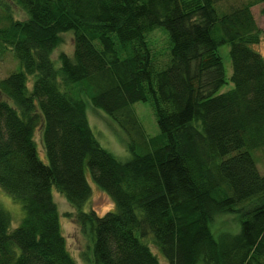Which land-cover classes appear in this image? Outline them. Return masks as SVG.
Returning <instances> with one entry per match:
<instances>
[{
  "label": "trees",
  "instance_id": "1",
  "mask_svg": "<svg viewBox=\"0 0 264 264\" xmlns=\"http://www.w3.org/2000/svg\"><path fill=\"white\" fill-rule=\"evenodd\" d=\"M258 4L264 14V0H0V62L12 53L20 64L0 78V186L24 210L12 227L0 205V264H78L54 190L90 242L86 264H161L150 243L168 264H264ZM159 27L164 52L148 41ZM68 31L74 51L56 65ZM138 101L151 104L157 135ZM88 103L126 132L127 159L101 145ZM88 172L114 203L104 214L85 208ZM219 215H234L237 229L215 230Z\"/></svg>",
  "mask_w": 264,
  "mask_h": 264
},
{
  "label": "rangeland",
  "instance_id": "2",
  "mask_svg": "<svg viewBox=\"0 0 264 264\" xmlns=\"http://www.w3.org/2000/svg\"><path fill=\"white\" fill-rule=\"evenodd\" d=\"M253 14L257 21L258 26L264 31V14L262 13V4H258L252 8ZM14 14L19 19H25L26 14L14 6ZM148 41L150 45L155 48L158 52H164L169 47V33L163 28H156L148 35ZM256 49L261 52L264 57V37L261 42L255 45ZM74 51L73 32L68 31L60 34V41L53 51V58L55 59L56 65H59L58 57L61 53L71 55ZM220 53L223 57L226 73L228 78L232 73L231 60L229 55V45H223L220 48ZM20 67L19 62L12 53H8L3 61L0 62V78L5 77L11 71ZM233 84L228 80V84L224 85L220 92L227 91L232 88ZM0 97L2 95L0 94ZM133 109L143 125L147 135L155 136L159 133V126L154 113V110L149 102L138 101L133 104ZM87 115L89 123L93 129L94 134L103 147L112 152L115 156L121 160H125L130 156V153L125 144V138H127L126 132L117 128V126L106 116L105 112L101 109L93 108L89 103L87 104ZM125 137V138H124ZM36 140L40 155L44 157L45 151L41 145V132H36ZM259 170L264 173V156L254 154ZM88 178L92 185V195L86 204V209L93 208L98 213L104 214L105 212L114 208L112 199L102 191L93 181L90 173L88 172ZM54 198L57 203L60 212V221L63 234L67 241L68 249L71 255L74 257L78 264H86L83 259V252L88 250L90 242L88 238L82 233L78 223L73 217L75 209L71 206L68 200L63 194L54 190ZM0 205L6 209L12 218V227H16L24 216V210L20 201L12 197L0 186ZM237 218L234 215H219L215 220L214 228L218 229H237ZM151 248L156 253L161 264H168L163 255L158 249L152 244Z\"/></svg>",
  "mask_w": 264,
  "mask_h": 264
}]
</instances>
